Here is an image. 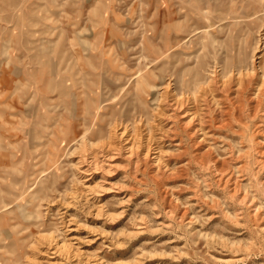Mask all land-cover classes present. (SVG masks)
Wrapping results in <instances>:
<instances>
[{
  "label": "rangeland",
  "instance_id": "374dc122",
  "mask_svg": "<svg viewBox=\"0 0 264 264\" xmlns=\"http://www.w3.org/2000/svg\"><path fill=\"white\" fill-rule=\"evenodd\" d=\"M0 264H264V0H0Z\"/></svg>",
  "mask_w": 264,
  "mask_h": 264
},
{
  "label": "bare ground",
  "instance_id": "6f19581e",
  "mask_svg": "<svg viewBox=\"0 0 264 264\" xmlns=\"http://www.w3.org/2000/svg\"><path fill=\"white\" fill-rule=\"evenodd\" d=\"M95 154V153H94Z\"/></svg>",
  "mask_w": 264,
  "mask_h": 264
}]
</instances>
